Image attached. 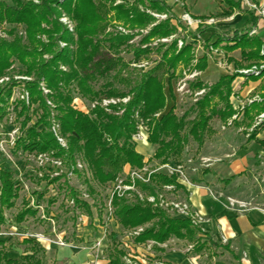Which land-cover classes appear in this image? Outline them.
Listing matches in <instances>:
<instances>
[{
	"label": "trees",
	"instance_id": "1",
	"mask_svg": "<svg viewBox=\"0 0 264 264\" xmlns=\"http://www.w3.org/2000/svg\"><path fill=\"white\" fill-rule=\"evenodd\" d=\"M117 1L11 0L9 3L7 0H0V28L6 24L12 26L5 31L10 39L0 37V77L5 75L16 60L21 65V69L17 71L19 74L35 77L34 80L28 81L30 100L28 104L22 102V114H27L25 125L35 114L38 119L18 138L16 149L37 154L53 152L64 160L68 168L75 165L77 159L82 156L92 172L93 179L102 185L115 181L127 165L141 168L147 163L145 155L137 149V143L133 139L140 119L149 127V142L158 146L153 158L160 164H181L178 159L184 153L190 137L198 143L199 148L202 147L213 117L218 116L226 123L235 112L229 98L236 74L224 75L211 85L199 79L192 83L194 89H207L205 95L196 103L197 114L193 120L188 122L186 117L178 118L174 114V107L165 112L168 102L166 85L182 74L180 68L205 71L208 68V56L204 54L199 57L195 43L188 41L186 36H180L181 23L175 24L172 21V13L167 20L152 27L136 45L130 44L135 34L103 33L109 12L107 7L116 11L117 18L125 25L141 29L156 21L155 17L142 10L141 6L160 13L172 12V7L165 0ZM218 1L222 9L219 13L221 16H231L238 10L245 11L243 0ZM63 12L75 22L73 29L65 27L60 21ZM193 18L204 21L208 16ZM257 20L256 12L252 11V26L257 24ZM17 25L24 26L26 38L18 33ZM206 26L200 23V32H203ZM249 31H236L232 36L220 35L211 47L219 48L225 43L223 48L227 52L240 49V61L229 58L238 67L259 64L264 61V41L258 36H251ZM41 35L47 36L46 43L41 40ZM170 36L173 37L170 44L160 43L155 47L149 45L154 38ZM189 36L197 40L196 34ZM59 40L65 42V47L58 46L56 49ZM180 41L183 42L182 46L179 45ZM105 46L110 49V56L105 53ZM125 48L133 52L134 62L149 59L152 53L160 54L161 57L148 69L140 67L129 70V63L125 62L122 55ZM46 53H51L53 57L45 59ZM64 66L67 70L63 69ZM112 70H117L112 80L108 81L102 90L95 89L94 83ZM263 74L264 69L260 76ZM41 81H44L50 90L47 95L55 102L54 106L48 103L46 95L41 91ZM15 84L16 82H9L0 87V103L10 95ZM73 85L79 93L92 101L103 97L129 99L127 102L111 104L109 110L108 107L96 105L86 112L73 105ZM115 85L121 87H114ZM169 91L170 97L174 99L172 87H169ZM35 103L39 105L31 111V105ZM1 110L0 106V112ZM53 110L57 111L58 115H53ZM252 110L264 111V103L247 108L248 113ZM159 112L161 115L156 116ZM55 117L68 139L67 148L60 145L52 131L51 120ZM44 177L48 179L47 185L59 183L58 186L65 188L66 196H70L76 206L87 207V211L91 213L88 204L79 201L78 192L69 185L66 174ZM232 178L225 181L229 183ZM170 184H174L177 190H185L177 174L158 172L153 175L150 184L138 183L148 194H157L159 189ZM0 192L2 224L5 212L14 208L20 197V186L15 181L13 172L5 167L0 168ZM44 194L45 192H42L40 196ZM54 201L55 199L52 202ZM113 204L116 216L124 228L148 225L136 237L135 241L138 243L150 240L164 243L176 237L194 243L196 251L205 248L207 240L201 242L202 237L188 219L172 217L149 202L129 203L125 198L115 196ZM38 212L39 209L27 201L16 215V220L23 222L29 216H36ZM5 243L6 240L0 239V264H17L4 248ZM155 248L160 249L157 245ZM126 255V251L115 246L109 253L110 263L126 264ZM26 264H41V261L31 255Z\"/></svg>",
	"mask_w": 264,
	"mask_h": 264
},
{
	"label": "rangeland",
	"instance_id": "2",
	"mask_svg": "<svg viewBox=\"0 0 264 264\" xmlns=\"http://www.w3.org/2000/svg\"><path fill=\"white\" fill-rule=\"evenodd\" d=\"M7 1L11 3V0ZM34 1L38 2V0ZM187 1L193 5V10L197 13L210 12L207 15L208 18L221 17L219 16L220 11H217L220 5L217 0ZM168 2L170 3V5H175L176 13L172 10V14L174 15L173 22L175 24L181 23V27L179 28L180 36H186L188 41H192L195 43L196 54L199 57L203 56L204 54L208 56V68L205 71H201L200 77H198V79L202 80L208 85H211L217 82L221 76L234 72L233 63L229 60V58L234 57V59H241L240 51L238 50L235 52H227L226 49L223 48V45H225V43H222V46L218 48L219 50L215 51V53H212L211 45L218 39L220 35L232 36L235 30H244L245 28L250 26L251 23L248 20L250 15L244 12H236L233 15V18L230 20L213 23L212 25L208 26L204 24V26L206 27L203 28V32H200L198 28L200 24L199 19L193 18L192 14H190V16L192 17V22H189L184 18V15L189 12L188 6L184 4V0H168ZM251 2L264 3V0H243L244 7L252 11V8H250L249 6V3ZM141 8L147 13H149L148 10H151L149 8H144L143 6H141ZM106 9H108L109 12L107 14L106 28L103 33L118 32L117 26H122L130 32L129 34H135L134 37L130 40L131 45L138 44L142 37L147 34L143 31L149 30V28L156 26V23L158 22L155 21L151 25L142 29L131 28L125 25L123 21L117 18L116 11L110 10V7H107ZM63 13L64 15L62 16L60 21L65 27H68L69 29L74 28L76 25L75 22L71 19V17L67 16L65 12ZM11 27V25L6 24L3 26V28H0V37L10 39V37L5 33V31L11 29ZM16 27L18 33L24 38H26V31L24 26L17 25ZM261 33L264 34V31H262ZM189 34H196L197 40L189 36ZM40 38L45 43L48 41L47 36L41 35ZM161 39L162 38H154L149 45L151 47L158 46L160 43H162L160 42ZM58 46H60L61 48L65 47V42L59 40L58 44L56 45V49H58ZM125 49L126 50H123L122 55L125 57V62L129 63V70L140 67L148 69L154 65L157 59H160L161 57L160 54L152 53L149 59H142L140 62H134L133 52L128 51L127 48ZM104 51L105 53H109V56L112 54L110 52V49L106 46L104 48ZM51 57H53L51 53H46L44 55L45 59H49ZM19 69H21V65L19 61L16 60L13 62L12 66L6 71L5 75L0 77V79L7 76L9 78L8 80H5L2 83L0 82V87L4 86L9 82H16V84L13 85L11 88L12 91L10 95H7L4 102L0 103L2 109L0 112V115H2L0 116V141L5 143L10 142L12 136H14V140L17 141L18 138L23 133H25L31 125H33L36 119H38V116L35 114L32 116V120H30L25 125L27 114L26 112L22 114V102L25 101L28 104L30 98L27 102L26 99L22 98V96L26 93H29L30 96L28 81L34 80L35 77L19 74L17 72ZM63 69L67 70V67L64 66ZM184 69L186 68H180V72L182 71V74L166 85L168 102L164 111L166 112L172 107H174V114L178 118L186 117V121L189 122L193 120L197 114V101H195V97L191 93L198 89L193 88V82H188L190 92L181 91V82L185 76L183 72ZM116 72L117 70H112L105 77H100L99 80L94 83L95 89L102 90L105 87L104 85H106L108 81L112 80ZM17 76H26L29 78L27 80H17ZM39 85L43 94L46 95L45 97L48 100V103L54 106L55 102L52 101L49 95H47L50 90L47 88L46 83L44 81H41ZM72 87L74 88V85ZM114 87L121 86L115 85ZM169 87H172L173 89V94L175 96L174 99L171 98L169 95ZM72 94L74 95L73 105L86 112H89L90 109L95 107L96 105H101L106 108L108 107L107 110H109L111 104H116L121 101L125 102L124 98L115 97H103L101 99H96L95 101H92L91 99L79 93L77 88L73 90ZM126 98L129 99V97ZM112 99H116L117 102H112L108 105L104 104L105 100ZM38 105L39 103L31 105V111L36 109ZM53 115H58V112L54 111ZM160 115L161 112L156 114V116ZM137 116L138 115H136V117ZM218 118V116H214L211 120V125L213 127H216L217 130L219 129L220 131L223 128ZM51 123L52 131L55 125L58 126L57 128H59L58 132L60 133V136H62L68 144L67 137L61 131L59 120L55 117L51 120ZM140 126L143 127V130L147 136V140L135 139L136 135L140 131ZM187 129L186 132L188 131ZM149 133L150 131L147 123L144 122L143 119H140L138 130L133 135V139L137 143V149L145 155L147 161L146 164L149 167L156 168L161 165L158 160L153 158L158 146L149 142ZM13 151L14 161L12 162H7L6 156L4 155V153H2V151H0V168L5 167L6 170L12 171L14 174L15 181L20 186V197L17 199L15 207L6 211L7 216L12 220L17 221L16 215L24 207L25 202L29 201L30 205H32V203H34L33 205H36L37 203H39L40 205V211L36 216H29L25 221L20 222L25 225V230L33 233L42 232L46 236H50L52 238H55L57 235L63 236L66 242L69 244L66 247L73 249L76 252V255H78L79 257L85 256V253L87 252L93 253V251L95 250L94 241L100 237H104L103 243L106 245V250L104 252L105 257H108L110 250L113 247L117 246L119 248L125 249V251L129 254L128 258L131 262L133 261L132 264L134 263V261H137L138 264H159L160 262H167L163 258L167 257L169 253H172V249L175 248L177 251L176 254L181 253L179 252V250H186L188 255L195 256V254L192 253V248H190L191 244L188 241L173 238L169 241L166 247L164 246V250L159 251L154 246L149 247L148 243H135L133 228H131V230L126 229L120 224V222H116L115 220H108V215L106 211L110 193V189H108V186L112 185V182H108L106 184L108 186L106 187L105 185H102L98 183L95 179H93V176H88L90 174H88L86 170L78 169L76 173L69 178V185L74 187L75 190H77V196L79 201L88 204L91 211L90 213L87 211V207H78L79 205L76 206V202H72V198L70 196H66L65 188L61 189L58 186L59 183H52L47 185L48 179H45L43 175H50L51 177L55 176V170L50 164H40L37 157H35L37 153H26L17 149H14ZM77 160H83L86 163L85 159L82 156ZM178 161L183 164L184 169L191 181V185H196L201 182V180L199 179V175L201 174L204 176L207 175L206 178L209 177V172L207 170H210V168L206 167V164L209 163V161L205 162L201 158L198 143L192 137L189 138L187 147L185 148L184 153L182 154L181 158L178 159ZM127 166H125V168ZM158 172L166 173V171L164 170ZM246 177L242 176L241 181L235 183L234 189L237 195L231 196L240 200H250L251 194H254V197L257 195L261 196L262 189L260 187L259 182H257L255 179L253 180V178L248 177L247 179ZM208 184L210 185L209 190H211L218 196V194H220L216 191V188H219L218 184L216 188H214L215 185L211 177L210 182H208ZM42 192H45V194L41 197L40 194ZM142 192L145 191L142 190ZM145 193L148 194L147 192ZM176 195L179 197L185 196L184 194L180 196L179 192H176ZM124 198L128 200L129 203H137L139 201L148 202L147 200H141L140 198ZM53 199H55L54 202H52ZM154 207L157 206L154 205ZM43 215H45L44 218H42ZM4 230H6V228ZM4 248L6 249L10 257H13L17 260V264L26 263L28 257L33 254V256L35 257L34 259H42L44 262H47L49 261L48 259H50L51 264H53V257H59V250H56V248L47 251L44 247L41 246L40 242H36L34 239L24 240L21 239L19 236L7 238ZM201 255V257H196V264H214L215 260L213 258V255H211V250H205L203 253H201Z\"/></svg>",
	"mask_w": 264,
	"mask_h": 264
},
{
	"label": "crops",
	"instance_id": "3",
	"mask_svg": "<svg viewBox=\"0 0 264 264\" xmlns=\"http://www.w3.org/2000/svg\"><path fill=\"white\" fill-rule=\"evenodd\" d=\"M166 1L170 5L168 0ZM184 4L188 6V13L193 16H207L210 13L195 12L193 5L187 0H184ZM242 5L244 7L243 2ZM170 6L175 12V5ZM244 10L235 11L231 16L219 15L221 17L216 19L218 22L230 20L236 12H244L250 15L248 20L252 23V11L245 7ZM217 11H222L220 5ZM247 29L250 31L256 29V33L251 36H258L264 41V34L261 33L264 31V22H260L258 19L256 25L250 24L243 31ZM236 31L238 30L234 32ZM217 50L219 49L216 48ZM238 50L240 51V49ZM235 60L240 61L241 59L235 58ZM231 62L234 72L225 75L236 74L229 98L235 112L226 123L218 118L223 129L219 131L211 125L203 146L200 148L198 146L201 158L209 160V163L206 164V167L210 168L207 170L209 177L206 178L207 175L201 174L199 175L201 180L199 184L184 185L185 190L177 191L180 196L184 194L185 196L182 198L189 199L195 209L208 219L201 227L194 226L198 230L199 236L202 237L201 242L207 240L205 248L196 251L194 243L173 237L188 241L195 256L188 255L186 250H179L181 253L176 254L175 248L172 249V253L163 258L167 264H196V257H201V253L205 250H211V255L215 260L214 264H264V117L261 118L264 111L252 110L250 113L247 112V108L252 107V105L264 103V74L260 76L263 69L260 70L259 74L243 72V70H250L254 66H259L263 61L245 67H238L234 61ZM242 176H248L259 182L262 192L261 196L254 197V194H251L254 207L241 213H235L212 197L208 182H210L211 177L215 185L214 188L217 184L219 186L216 188L217 192L227 196L237 195L234 186L236 182L241 181ZM231 177H233L232 180L227 183L225 180ZM248 177L246 178L248 179ZM170 240L164 243L155 242L160 247L159 251L164 250ZM135 243L138 242L135 241ZM41 246L47 251L53 248L59 250V257H53V264H111L109 255L108 257L104 256L105 244L100 249L95 248L93 253H85L83 257L76 255V252L71 248L48 243H41ZM123 250L125 251V249ZM128 259L124 256L125 263L132 264L133 261L129 262ZM48 260L47 262L42 259L40 261L41 264H51V260ZM133 264H138V262L134 261Z\"/></svg>",
	"mask_w": 264,
	"mask_h": 264
},
{
	"label": "built area",
	"instance_id": "4",
	"mask_svg": "<svg viewBox=\"0 0 264 264\" xmlns=\"http://www.w3.org/2000/svg\"><path fill=\"white\" fill-rule=\"evenodd\" d=\"M166 1V0H165ZM117 2H120L118 0ZM250 8H252V11L256 12V15L258 16L259 21H264V3H249ZM148 12L155 17L156 22L164 21L167 20L171 16L170 11L162 12V13H157L154 10H148ZM184 18L192 22V17L190 16L189 13H186L184 15ZM174 20V19H173ZM172 20V21H173ZM157 22V23H158ZM156 23V24H157ZM199 23L205 24V25H212L213 23H218V19L215 17H210L207 18L206 20L202 21L199 20ZM118 32L121 34H129L130 32L126 30V28L122 26H117ZM73 29V28H72ZM151 28H149L150 30ZM149 30H145L143 32L148 33ZM256 33V29H253L249 31L250 35H253ZM172 36L162 38L160 42L162 43H170L172 41ZM183 42L180 41L179 45L182 46ZM211 52L215 53L216 49L213 47L211 48ZM264 53V50L263 52ZM264 69V61L259 65V66H254L250 70H243V72H254L255 74H259L260 70ZM184 79L181 82V91L182 92H190L188 82H194L198 80V77H200L201 71L197 69H184ZM17 80H27L29 77L26 76H17ZM7 77H3L0 79V82H4L5 80H8ZM207 92L206 88H200L198 90H195L193 93H191L195 97V101H198L200 98H202L205 93ZM23 99H26L27 102L29 100V93H26L25 95L22 96ZM124 101H128V98H124ZM116 103V99L112 100H105L104 104L108 105L109 103ZM264 117V114L261 115V118ZM58 126L55 125L53 128L54 134L59 141L60 145L64 148L68 147V144L66 143L65 139L60 136V133L58 132L57 128ZM136 140L142 139V140H147L146 133L143 130V127L140 126V131L135 137ZM14 149H16V141L14 140V136L11 137L10 142H2L0 141V151L4 153L6 156V161L7 162H12L14 161L13 154H14ZM35 157H37L38 161L40 164H50L52 168H54L55 176H59L61 174H66L67 179L74 175L78 170H86L88 176H93L91 170L88 168V165L83 161V160H77L76 164L73 165L72 167L68 168L66 167L64 160L55 156L54 153H40L36 154ZM205 162H208L209 160L203 159ZM21 170V169H20ZM164 170L166 171L167 174L172 175V174H177L178 175V180L180 183L183 185H191V181L188 177V174L186 173L183 164H172V163H165L161 164L160 166L156 168L149 167L147 164L144 165L142 168H132L130 166H127L123 173L120 174L115 181H113L110 185H105L106 187L108 186L109 190V199L107 203V215H108V220L110 221H116L119 222L116 213H115V206L113 204V200L115 196H118L120 198H140L141 200H147L149 203L154 204L155 206L163 209L166 211L170 216L172 217H177V218H184L188 219L191 221L192 225L195 227H201L203 223L207 222L208 219L198 210L195 209L191 201L187 198H182L176 195V192L178 191L176 186L174 184L170 185H165L162 189L158 191L157 194H146L145 192H142V189L139 187L138 183L142 182L145 184H150L152 182L153 175L158 172ZM44 176V175H43ZM52 176V177H55ZM210 194L212 197L221 202L227 209L235 212V213H241L244 212L248 209H251L254 207L252 199L250 200H240L237 199L233 196H227L222 193L218 194V196L213 193L211 190ZM1 193V192H0ZM74 202V200H71ZM32 203L31 206L37 207L39 209V203L36 205H33ZM42 208V207H41ZM43 209V208H42ZM40 211V210H39ZM45 215L42 216L44 218ZM105 225V224H104ZM23 223L14 221L10 219L7 216V213L5 212V220L2 224H0V239L7 240L9 237H14V236H19L21 239H34L37 242L40 243H48V244H55L60 247H66L69 245L66 240L64 239L63 236L57 235L55 238H52L50 236H46L44 233H33L30 231L25 230L26 227ZM147 226H139L137 228H133V233H134V242L135 239L138 235H140L141 232L144 231V229ZM6 228V230H4ZM131 230V229H130ZM226 241V239H224ZM104 237L97 238L94 241V247L97 249H100L103 247L104 243ZM149 247L155 246L154 241H149L147 242ZM128 253L125 257H128ZM129 262L130 259H128ZM159 264H167L166 262H160Z\"/></svg>",
	"mask_w": 264,
	"mask_h": 264
}]
</instances>
